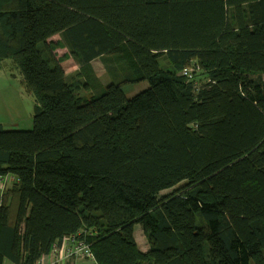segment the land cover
Segmentation results:
<instances>
[{"label": "trees", "instance_id": "obj_1", "mask_svg": "<svg viewBox=\"0 0 264 264\" xmlns=\"http://www.w3.org/2000/svg\"><path fill=\"white\" fill-rule=\"evenodd\" d=\"M7 60L35 106L0 125V264L80 232L96 264H264V0H0Z\"/></svg>", "mask_w": 264, "mask_h": 264}, {"label": "rangeland", "instance_id": "obj_2", "mask_svg": "<svg viewBox=\"0 0 264 264\" xmlns=\"http://www.w3.org/2000/svg\"><path fill=\"white\" fill-rule=\"evenodd\" d=\"M59 40V36L53 38ZM58 58H65L62 67L69 75H75L78 69L75 59L65 49L57 50ZM97 76L103 85H109L111 77L106 73L100 60L93 63ZM204 76L200 75V80ZM149 87L148 81L123 86L127 98H132ZM81 96H88L90 93L81 91ZM35 97L29 92L23 83V76L12 60H7L5 65L0 66V125L6 130H32L34 126ZM173 189L162 192V195L171 193ZM140 227V225H136Z\"/></svg>", "mask_w": 264, "mask_h": 264}, {"label": "built area", "instance_id": "obj_3", "mask_svg": "<svg viewBox=\"0 0 264 264\" xmlns=\"http://www.w3.org/2000/svg\"><path fill=\"white\" fill-rule=\"evenodd\" d=\"M199 70L193 63L183 70L182 75L192 78ZM37 264H96V260L90 244L80 232L64 237L60 244H55L50 253L43 256Z\"/></svg>", "mask_w": 264, "mask_h": 264}, {"label": "crops", "instance_id": "obj_4", "mask_svg": "<svg viewBox=\"0 0 264 264\" xmlns=\"http://www.w3.org/2000/svg\"><path fill=\"white\" fill-rule=\"evenodd\" d=\"M77 71H78V69H77ZM67 75H69V74H67ZM13 182H14V178H12L10 175L2 177V180H0V203H1L2 196L5 194V192L9 188H11ZM134 235H135V240L138 244L140 251L144 252V253L147 252L149 249V245H148V242H147V240H146V238L142 232V229H140L139 227H135ZM2 264H13V263L9 260H4V262Z\"/></svg>", "mask_w": 264, "mask_h": 264}]
</instances>
